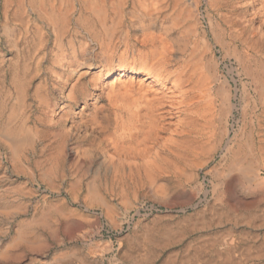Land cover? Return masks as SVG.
Masks as SVG:
<instances>
[{
  "label": "rangeland",
  "instance_id": "obj_1",
  "mask_svg": "<svg viewBox=\"0 0 264 264\" xmlns=\"http://www.w3.org/2000/svg\"><path fill=\"white\" fill-rule=\"evenodd\" d=\"M228 11L220 0H0V264H264V51L243 44L262 17L247 7L234 24ZM202 174L209 201L175 212ZM137 202L171 211L139 219L118 248L80 208L117 229ZM218 209L251 223L199 244L187 221Z\"/></svg>",
  "mask_w": 264,
  "mask_h": 264
},
{
  "label": "built area",
  "instance_id": "obj_2",
  "mask_svg": "<svg viewBox=\"0 0 264 264\" xmlns=\"http://www.w3.org/2000/svg\"><path fill=\"white\" fill-rule=\"evenodd\" d=\"M211 181L206 174H202L197 181V185L194 191V200L186 208H180L174 210L175 212H186L187 210H194L202 205H205L210 199ZM82 212L87 214L89 217L97 220L96 233L101 236V239L110 242L113 246L118 248V240L128 234L134 224L139 219H144L157 215L166 211L163 210L159 205L153 202H137L128 210H121L118 215L119 226L117 229H112L108 226L105 215L100 210H92L80 205Z\"/></svg>",
  "mask_w": 264,
  "mask_h": 264
},
{
  "label": "bare ground",
  "instance_id": "obj_3",
  "mask_svg": "<svg viewBox=\"0 0 264 264\" xmlns=\"http://www.w3.org/2000/svg\"><path fill=\"white\" fill-rule=\"evenodd\" d=\"M65 1V0H64ZM155 1V0H153ZM59 2V1H58ZM221 3V7L224 9H229V22L230 23H234L237 24L238 21L236 22V18H241L243 15H245V10L247 7H255V12L256 14H259L262 18L259 26L255 29H250L248 31V37L244 40L243 44L245 46H250V48L253 49H257L260 51H264V0H239V3L241 4V6L237 7L236 3L233 0H220ZM144 4V3H143ZM246 7V8H245ZM141 8V7H140ZM244 10V11H243ZM243 11V12H242ZM48 24L49 26L53 29V33H54V38L57 40V48H61L59 47L62 43V37H60L58 35L59 32V19L58 17H49L48 18ZM243 29L245 30V28L243 27ZM246 31V30H245ZM251 36V37H250ZM57 48L55 50H57ZM53 50V52L55 51ZM52 53V51H51ZM50 53V56L52 55ZM60 59L56 60L57 65L62 69V68H67L68 70L71 68L70 66V62H68L67 57H64V54L62 55L60 52ZM135 70L131 69L130 74H134ZM68 74L72 77L73 75H77L80 76L81 73L78 72V68L76 69H70L68 71ZM150 76L149 74H145L144 78H142L141 80H145L148 79ZM81 78V77H79ZM151 78V77H150ZM87 87V86H86ZM76 89V88H75ZM72 90V89H71ZM74 90V88H73ZM68 98H71V95L68 94L67 96ZM73 99V97L71 98ZM86 102V101H85ZM134 119V118H133ZM116 120V119H115ZM132 127V126H131ZM118 129V128H117ZM198 141V140H197ZM196 141V142H197ZM247 202V201H246ZM230 243V242H229ZM230 246V245H229ZM230 254V253H229Z\"/></svg>",
  "mask_w": 264,
  "mask_h": 264
},
{
  "label": "crops",
  "instance_id": "obj_4",
  "mask_svg": "<svg viewBox=\"0 0 264 264\" xmlns=\"http://www.w3.org/2000/svg\"><path fill=\"white\" fill-rule=\"evenodd\" d=\"M105 1V0H104ZM133 198L128 199L127 201H132ZM100 203H103L100 201ZM73 212L70 210L66 209L64 212V219H67ZM235 221V222H233ZM188 224H186L187 227H192L193 230L197 232V234H200L202 236V241L199 244H206V237L204 236L206 233H208L209 229H214L217 230V232L214 234L215 240L220 239V225H223V223H229V224H234L236 226H244L247 225L248 222L245 219H232V218H220V209L216 210L214 213H208L206 211L201 212V214H197L195 218H191L190 220L187 221ZM255 223V222H253ZM228 226V225H226ZM155 226L152 227L150 230L151 232L147 234V236H153V233L155 235V232L158 230L154 228ZM32 232L34 235H36V229H32ZM163 232H169V230L163 229ZM145 235V233H141V231L134 232L132 234L131 239L133 240L136 238L134 241H136L137 244L134 245V248L136 249H142V245L140 246L139 243L142 240V237ZM210 242V240H209ZM11 247V246H9ZM93 262V261H90ZM51 264V263H49ZM62 264H75L73 259H70L69 256H65V258L62 261Z\"/></svg>",
  "mask_w": 264,
  "mask_h": 264
}]
</instances>
